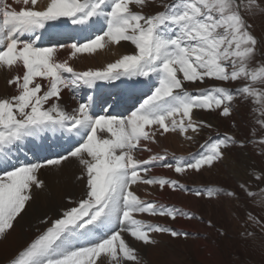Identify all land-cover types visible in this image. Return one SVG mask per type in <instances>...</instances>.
<instances>
[{"label":"rangeland","instance_id":"rangeland-1","mask_svg":"<svg viewBox=\"0 0 264 264\" xmlns=\"http://www.w3.org/2000/svg\"><path fill=\"white\" fill-rule=\"evenodd\" d=\"M119 1L62 0L58 22H53L55 16L44 18L37 28L73 27L74 17L80 15L87 23L95 16L102 22V16L112 14V9L122 15L115 18L120 17L126 27L125 0ZM132 4L151 32L142 40L144 44L141 41V46L133 49L129 63L100 76L109 85L127 78L150 80L165 71L180 76L177 55L171 50L184 38L181 46L203 77H196L198 84L184 80L176 95L190 96L189 105L198 112V134L189 140V152L170 153L156 165L174 169L173 193L196 197L198 213L188 210L184 221H193L202 230L175 227L182 210L149 199L146 205L158 231L153 226L141 229V223L128 229L121 224L124 220L118 219L115 227L119 232L136 229L146 239L141 236L142 247L124 255L129 249L119 240L120 233L115 227L104 230L100 223L104 219H99L102 203L110 190H115L108 177L116 166L105 162L83 196L65 197L61 206L47 203L43 213L26 226L13 219L15 211L24 206L10 199L0 210V264H264V0H133ZM154 38L159 42L153 44ZM164 55L169 59L163 63ZM18 84L16 81L0 92V145L34 123L60 117L54 103L43 96L45 88L26 81L21 91ZM14 85L18 86L16 93ZM83 144L82 139L77 146ZM71 147L60 152L62 158L57 151L49 157L36 154L25 158L32 168L31 183L37 169L56 170L66 154L71 158L77 155L79 149ZM53 156L59 161L51 162ZM7 170L0 168V176ZM120 203L123 206L122 200Z\"/></svg>","mask_w":264,"mask_h":264},{"label":"bare ground","instance_id":"bare-ground-1","mask_svg":"<svg viewBox=\"0 0 264 264\" xmlns=\"http://www.w3.org/2000/svg\"><path fill=\"white\" fill-rule=\"evenodd\" d=\"M61 2L0 0V24L6 29L3 32L0 25V92L16 81L21 91L25 90L26 81L34 82L39 88H45L43 96L54 103V111L60 115L34 123L22 130L19 136L0 145V168H8L0 176V210L7 207L10 199L21 203L20 207H24L15 211L16 218L13 219L16 224L26 226L48 206H61L65 197L83 196L91 178L99 167H105L106 162L115 164L117 170L108 177L115 190H110L99 216L100 220L104 219L100 221L104 230L106 227L114 228L115 223H120L118 219H123L121 224L128 229L133 228L134 223H141V229L153 226L155 232L158 231L154 215L146 205L149 199L160 205L167 204L170 209L176 206L182 210L175 227L202 230L197 223L184 221L188 210L198 213L196 197L173 193L171 184H176L174 169L156 165L163 163L170 153L189 152V140L198 134L195 131L199 122L198 112L189 105L190 96L176 95L184 80L198 84L196 77H203L180 47L184 38L173 46L174 49L171 46V52L177 55L180 76L165 71L166 74L161 73L158 78L144 81L127 78L109 85L110 82L104 81L100 73L129 63L133 49L141 46V41L150 34L149 24L142 15H138L133 0H125L123 7L128 12L126 27L120 17L115 18L122 15L109 9L106 12L111 11L113 15L107 13V16H102V22L95 16L92 23H87L80 15L74 17L73 27L69 25L44 31L37 28L44 18L55 16L53 22H58L56 15L62 7ZM118 3L121 2L118 0ZM134 18L137 22H133ZM143 28L146 30L141 33ZM157 42V38L152 41L153 44ZM164 51L168 53L167 49ZM166 56H161L163 63L169 59ZM15 87L18 86L14 85L16 93ZM111 113L121 117H110ZM127 138H130L129 142ZM82 139L85 144L77 146ZM70 145L79 149L77 155L71 158L66 154L60 169L59 166L56 170L55 167L37 169L35 182L31 183L32 168L25 158L36 154L49 157L52 151L59 152L57 156L62 158L64 155L60 152L72 148ZM50 161L55 163L59 160L50 157ZM1 189L6 193H1ZM125 190L127 195L124 196ZM47 203L50 204L45 207ZM122 231L118 229L116 232L120 233L119 240L124 241L129 249L124 255L142 247L139 246L144 244L139 239L141 236L146 240L145 235L136 229Z\"/></svg>","mask_w":264,"mask_h":264}]
</instances>
